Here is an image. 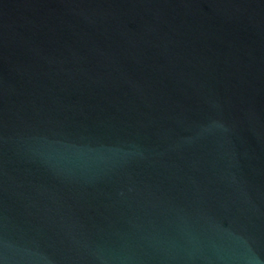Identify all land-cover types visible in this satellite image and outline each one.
<instances>
[{
  "label": "water",
  "instance_id": "obj_1",
  "mask_svg": "<svg viewBox=\"0 0 264 264\" xmlns=\"http://www.w3.org/2000/svg\"><path fill=\"white\" fill-rule=\"evenodd\" d=\"M0 264H264V0H0Z\"/></svg>",
  "mask_w": 264,
  "mask_h": 264
}]
</instances>
